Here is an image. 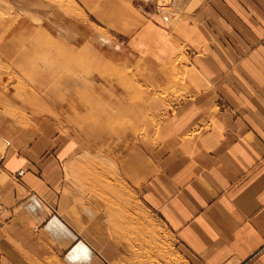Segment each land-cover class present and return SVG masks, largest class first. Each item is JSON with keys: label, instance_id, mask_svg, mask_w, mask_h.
<instances>
[{"label": "crops", "instance_id": "obj_1", "mask_svg": "<svg viewBox=\"0 0 264 264\" xmlns=\"http://www.w3.org/2000/svg\"><path fill=\"white\" fill-rule=\"evenodd\" d=\"M133 1L142 18L130 42L150 60L181 55L175 85L187 95L172 116L140 120L142 136L112 132L111 155L123 146L127 183L174 260L120 238L140 231L123 222L139 217L74 185L77 167L62 161L75 148L49 134L28 143L33 131L15 128L0 151V264H264V0H171L170 17Z\"/></svg>", "mask_w": 264, "mask_h": 264}, {"label": "rangeland", "instance_id": "obj_2", "mask_svg": "<svg viewBox=\"0 0 264 264\" xmlns=\"http://www.w3.org/2000/svg\"><path fill=\"white\" fill-rule=\"evenodd\" d=\"M134 5L133 0H0V115L7 119L0 120V151L11 147L8 133L15 128L33 131L28 143L49 134L55 148L64 143L75 148L62 161L77 167L70 173L74 185L87 186L88 197L97 195L109 213L136 214L140 220L123 222L141 232L120 238L150 247L152 261L162 256L169 262L174 260L169 233L129 187L126 151L120 145L119 158L112 156L110 138L128 128L133 137L142 136L140 120L175 114L187 95L175 84L184 83L188 66L181 55L150 60L149 46L134 47L132 21L142 18ZM98 35L102 44L94 41Z\"/></svg>", "mask_w": 264, "mask_h": 264}, {"label": "built area", "instance_id": "obj_3", "mask_svg": "<svg viewBox=\"0 0 264 264\" xmlns=\"http://www.w3.org/2000/svg\"><path fill=\"white\" fill-rule=\"evenodd\" d=\"M155 8L158 14L164 17H170L173 15V12L170 9L171 0H154ZM22 170L18 172V175L22 174ZM2 212V206L0 205V214Z\"/></svg>", "mask_w": 264, "mask_h": 264}, {"label": "bare ground", "instance_id": "obj_4", "mask_svg": "<svg viewBox=\"0 0 264 264\" xmlns=\"http://www.w3.org/2000/svg\"><path fill=\"white\" fill-rule=\"evenodd\" d=\"M72 30V29H71ZM60 31V30H59ZM76 34V33H75ZM106 40V39H105ZM95 42H98L100 44H102L104 42V39L98 35L97 38L94 39Z\"/></svg>", "mask_w": 264, "mask_h": 264}]
</instances>
